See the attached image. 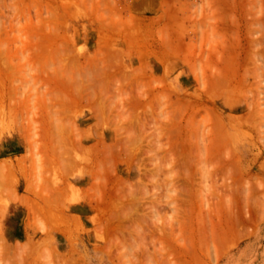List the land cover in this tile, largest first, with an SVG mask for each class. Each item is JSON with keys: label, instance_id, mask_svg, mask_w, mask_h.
<instances>
[{"label": "rangeland", "instance_id": "374dc122", "mask_svg": "<svg viewBox=\"0 0 264 264\" xmlns=\"http://www.w3.org/2000/svg\"><path fill=\"white\" fill-rule=\"evenodd\" d=\"M0 237V264H264V0H0Z\"/></svg>", "mask_w": 264, "mask_h": 264}, {"label": "bare ground", "instance_id": "6f19581e", "mask_svg": "<svg viewBox=\"0 0 264 264\" xmlns=\"http://www.w3.org/2000/svg\"><path fill=\"white\" fill-rule=\"evenodd\" d=\"M148 13H149V12H148ZM99 35H100V34H99ZM100 37H101V35H100ZM100 37H99V42H101V40H100L101 38H100ZM46 43H47V42H46ZM46 43H45V45H47ZM49 44H50V43H49ZM140 54H141V53H140ZM141 55H142V54H141ZM140 58H143V57L141 56ZM141 61H142V59H141ZM140 66H142V65H140ZM140 66H139V68H140ZM139 68L137 67L138 70H137V69L135 70V71H137V74H138V75H139V72H138V71H140V70L143 69V68H142V69H139ZM140 72H141V71H140ZM134 74H136V72H135ZM140 74L142 75L143 73L141 72ZM138 77H139V76H138ZM139 78H140V77H139ZM136 80H138V79L136 78ZM139 80H140V79H139ZM233 92H234V90H233ZM240 93H241V92H240ZM235 95H236V94H235ZM235 95L233 94L232 96H235ZM244 96H245V95H244ZM229 97H231V95H229ZM246 98H247V97H246ZM231 100L233 101V98H232ZM231 100H228V101H231ZM100 104H101V107H102V108H101V107H100V108L103 109V103H101V102L98 103L99 106H100ZM93 105H95V104L93 103ZM98 105L96 104V107H98ZM93 107H94V106H93ZM93 107H91V108H93ZM93 109L95 110V108H93ZM93 109H92V110H93ZM94 110H93V111H94ZM99 110H100V109H99ZM104 111H105V110H104ZM98 112H99V111H98ZM98 112H97V113L95 112V113H96V114H95L96 117L99 116V115H97ZM105 114H106V113H105ZM105 114H104V115H105ZM215 114H216V113H215ZM101 115H102V111H101ZM216 115H217V114H216ZM102 116H103V115H102ZM218 116H219V115H218ZM218 116H217V117H218ZM100 117H101V116H100ZM214 117H216V116H214ZM219 118H220V116H219ZM99 119H100V118H99ZM214 119H215V118H214ZM100 120H101V119H100ZM100 120H99V123H100ZM218 120H219V119H218ZM220 120H221V119H220ZM219 122H220V121H219ZM221 122L223 123V121H221ZM101 123H102V121H101ZM217 124H218V122H217ZM223 124H224V123H223ZM223 124H222V127H223ZM220 126H221V123H219V126H218V127H220ZM224 126H225V125H224ZM222 129H223V128H222ZM221 131H223V130H221ZM221 131L218 133V134H219V137L221 136V135H220V134L222 133ZM223 132H224V131H223ZM223 135H224V133H223ZM193 139H194V138H193ZM99 140H100V139H99ZM99 140H98V141H99ZM184 142H185V141H184ZM175 144H177V143H175ZM180 144H181V143H180ZM187 144H188V143H187ZM181 145L184 146V145H186V144H184V145L181 144ZM179 146H180V145H179ZM89 147H91V146H89ZM94 147H96V146L94 145ZM94 147L92 146L90 149L93 150V151H96L97 148L93 149ZM131 149H132V148H131ZM132 151H133V150H132ZM129 152H130V151H129ZM133 152H134V151H133ZM133 152H132V153L130 152L131 154H129V156L131 157V159L134 158V157H133L134 155H135V156L137 155V152H136V151H135L136 154H135V152H134V154H133ZM93 153H94V152H93ZM94 154H95V153H94ZM95 155H96V154H95ZM95 155H94V156H95ZM126 156H128V155L126 154ZM129 156H128L127 158H130ZM136 157H137V156H136ZM96 158L98 159V157H96ZM125 158H126V157H125ZM98 167H99V166H98ZM94 168H95V167H94ZM90 169H91V168H90ZM99 169H100V168H99ZM95 170L97 171V168H96ZM92 171H93V170H92ZM128 172H129V171H128ZM92 173H93V172H92ZM95 173H96V172H95ZM97 173H99V172H97ZM100 173H101V172H100ZM100 173H99V174H100ZM110 173H111V172H110ZM101 174H102V173H101ZM101 174H100V175H101ZM108 174H109V172H107V175H108ZM186 174H187V173L185 172V175H186ZM113 175H114V174H113ZM113 175H112V173H111V176H113ZM119 175L121 176V174H119ZM119 175H117L115 178H118V177H119L118 179H120V176H119ZM95 176H96V174H95ZM109 176H110V174H109ZM109 176H108V178H109ZM188 177H189V175H188ZM115 178H114V179H115ZM184 178H185V177H184ZM118 179H117V180H118ZM186 179L189 180L190 177L187 178V176H186ZM96 180L98 181V179H95V181H96ZM97 181H96V182H97ZM111 181H112V180H111ZM186 181H187V180H186ZM109 182H110V180H109ZM112 182H113V181H112ZM115 183H116V182H115ZM94 184H96V183L94 182ZM112 184H113V183H112ZM113 185H114V184H113ZM113 185H111V186H113ZM107 188H109V187H107ZM112 188H115V187H111V189H112ZM111 189H110V188L108 189V190L111 191L110 193H112L113 195L116 194L115 192H112V191H114L115 189H114V190H111ZM108 190H107V191H108ZM99 192H100V191H99ZM122 192H123V191H122ZM89 193H90V191H89ZM94 193H95V192H94ZM97 193H98V192H97ZM119 193H120V192L118 191V193L116 194V196H117V195L119 196ZM95 194H96V193H95ZM102 194H103V192H102ZM99 195H101V193H100V194L98 193V196H96V195H90V196H96L97 198H99ZM104 195H105V192H104L103 196H100V197H102V198H99V200H100V199H104ZM110 195H111V194H110ZM110 195H105V196H108V198H109ZM113 195H112V196H113ZM122 195H123V193L120 194V196H122ZM90 196H89V200H91V198H92V197H90ZM116 196H113V198H117V199H118L119 197H116ZM96 197H93V199H96ZM110 197H111V196H110ZM120 198H121V197H120ZM120 198H119V199H120ZM133 198H134V197H133ZM135 199H136V198H135ZM96 200H97V199H96ZM131 200H132V199H131ZM94 201H95V200H94ZM108 201H109L110 203H109ZM119 201H120V200H119ZM119 201H118V202H119ZM97 202H99V201L97 200ZM106 202H108V204L106 205V208H107V206H108L109 204H110V205L112 204V203H111V198H110V200H107ZM112 202H113V201H112ZM118 202L116 201V203H118ZM121 202H122V201H121ZM121 202H120V203H121ZM91 203H92V202H91ZM100 203H103V204H104L105 201H102V202L100 201ZM113 203H114V202H113ZM93 204H94V203H93ZM91 205H92V204H91ZM97 205H99V204L97 203ZM114 205H115V204H114ZM114 205H113V206L111 205V206L114 207ZM120 205H121V204H120ZM136 205H137V204H136ZM33 206H34V205H32V207H33ZM49 206H50V205H49ZM104 206H105V204H104ZM121 206H122V205H121ZM90 207H91V206H90ZM98 207H101V206L99 205ZM109 207H110V206H109ZM136 207H137V206H136ZM29 208H30V207H29ZM83 208H84V207H83ZM103 208H104V207H102L101 210H102ZM106 208H105V209H106ZM30 209H31V208H30ZM41 209H42V208H41ZM121 209H122V208H121ZM121 209L119 208L118 211L116 210L117 212H116V211H112V212H114V214H113L112 212L109 213V215H110V214H113V215H114L113 217H112L111 215H110V217H108L109 215H108V216H105V214H104L105 212H104L103 214H104V216H105L106 218L108 217V218H107L108 220H106L107 222L104 220V221H105V224H104V222H103V224H102V222L100 223V224H102V226H105V227H103V230H102V228H101L102 226H98V227H100V229H101V231H100V229H98V232H99V234H100L99 239L101 238V239H103V241L106 242L105 248H104V247H101V248L104 249V250L107 252L108 255H112V254H111L112 249H114V247L116 248V245H117L116 243H117V242H115V241H116V239H119L118 237L116 238V236L118 235V233H119V234L122 233L123 230H125V228H126V225H125V219H126V217H125V214H123V211H124V210L122 211ZM101 210H100V211H101ZM106 210H108V209H106ZM102 211H103V210H102ZM127 211H128V210H127ZM3 212H4V211H3ZM3 212H2V213H3ZM106 212H107V211H106ZM57 213H58V212H57ZM5 214H6V213H5ZM59 214H61V213H59ZM59 214H57L58 217H59L60 219L65 218V220H66L65 223H67V222H68V220H67V219H68V216L65 217V215H63V217H62V215H59ZM97 214H98V213H97ZM103 214H102V215H103ZM131 214H132V212H131ZM7 215H8V214H7ZM51 215L53 216V213H51ZM99 215H100V214H99ZM126 215H127V214H126ZM55 216H56V215H55ZM60 216H61L62 218H61ZM97 216H98V215H97ZM128 216H129V217H130V216L132 217V215H128ZM53 217H54V216H53ZM53 217H50V216H49V218L51 219V220L49 219L50 221L48 220L50 223L47 221V222L49 223V224H48L49 226H46V225L44 224V225L46 226L44 230H46V232H51V231H53V230H57V231H59V232H62V233H64V234H66V235L71 239V238H72V233H73V232H71L70 223H68V224H64L63 222H61L62 220L59 221V220H57V219H58L57 217H56V218H53ZM77 217H79V216H77ZM105 217H104V219H106ZM131 217H130V218H131ZM66 218H67V219H66ZM97 218H98V217H97ZM101 218H102V217H101ZM73 219L76 220L74 217H73ZM98 219H99V221H100V218H98ZM63 220H64V219H63ZM65 220H64V221H65ZM69 220L71 221V219H69ZM76 221H77V220H76ZM99 221L97 220V223H99ZM102 221H103V220H102ZM61 223H63V224H61ZM73 225H74V224H72V226H73ZM96 225H97V224H96ZM12 227H14V226H12ZM43 228H44V227H43ZM74 228H75V225H74ZM123 228H124V229H123ZM94 229H95V227H94ZM51 233H52V232H51ZM95 234H96V233H95ZM99 234H98V235H99ZM93 235H94V233H93ZM98 235H97V237H98ZM113 236H115V238H116L115 240H113V238H114ZM94 237H95V236H94ZM0 238H1V237H0ZM70 242H73V241L70 240ZM104 244H105V243H104ZM72 245H73V244H72ZM5 246H6V245H5ZM28 246H29V245L21 246L20 243H18V247H15V248H18V251H19V250H20V251H23V250H26L27 248H28V249H31V248H29ZM113 246H114V247H113ZM30 247H31V245H30ZM28 249H27V251H28ZM67 249H68V248H67ZM1 250H2V249H0V253H1ZM9 250H10V249H9ZM74 250H75V249H74ZM2 251H3V250H2ZM30 251H32V250H29L28 254L30 253ZM48 251H49V250H48ZM113 251H114V250H113ZM3 252H4V251H3ZM25 252H26V251H25ZM66 252H67V251H66ZM114 252H115V251H114ZM9 253H10V252H9ZM31 253H32V252H31ZM46 253H47V252H46ZM46 253H45V254H46ZM53 253H54V251H53ZM71 253H73V252H71ZM1 254H3V253H1ZM45 254H43V255H45ZM47 254H48V253H47ZM62 254H63V251H62ZM75 254H76V253H75ZM6 255H7V254H6ZM30 256H31V255H30ZM51 256H52V255L49 254V257H51ZM55 256H56V253H55ZM57 256L59 257L60 255L57 254ZM72 256H74V254H73ZM72 256H71V257H72ZM115 256L119 258V260H118L117 263H118V264H121V260H122V255H121V253H120V252H119L118 254L116 253ZM28 257H29V256H28ZM43 257L46 258V256H43ZM29 258H30V257H29ZM74 258H75V259H76V258L78 259V256H77V257H72V259H74ZM22 259L24 260V258H21V260H22ZM31 259H32V258H31ZM50 259H51V258H48V262H50V261H54L53 259H51V260H50ZM57 259H58V258H57ZM62 259H63V256L61 257V260H62ZM68 259H71V258L68 257ZM75 259H74V260H75ZM77 259H76V260H77ZM120 259H121V260H120ZM45 260H46V259H45ZM45 260H44V263H45ZM55 260H56V259H55ZM59 260H60V257H59ZM59 260H57V261L59 262ZM74 260H73V261H74ZM25 261H26V260H25ZM31 261H32V260H31ZM71 261H72V260H71ZM80 261H82V260H80ZM32 262H33V261H32ZM22 263H23V261H22ZM22 263H21V264H22ZM24 263H25V262H24ZM24 263H23V264H24ZM52 263H53V262H52ZM52 263H51V264H52ZM76 263H77V262H76ZM87 263H88V262H87ZM27 264H28V263H27ZM36 264H38V263L36 262ZM45 264H46V263H45ZM49 264H50V263H49ZM60 264H62L61 261H60ZM63 264H64V262H63ZM67 264H69L68 261H67ZM70 264H71V263H70ZM78 264H79V262H78ZM80 264H81V262H80ZM85 264H86V263H85Z\"/></svg>", "mask_w": 264, "mask_h": 264}, {"label": "crops", "instance_id": "0c3cea01", "mask_svg": "<svg viewBox=\"0 0 264 264\" xmlns=\"http://www.w3.org/2000/svg\"><path fill=\"white\" fill-rule=\"evenodd\" d=\"M1 142L3 145L1 150L6 156L15 155L19 152L21 153V149L25 151L26 141L18 133H6L5 135H3V139ZM24 183L26 184L25 180ZM25 198H28L26 193ZM7 214L8 215H6L5 219V224H8L7 234H10V236L15 239L24 237L27 230L25 222L29 214L28 206L21 202L13 203L9 205V211Z\"/></svg>", "mask_w": 264, "mask_h": 264}]
</instances>
